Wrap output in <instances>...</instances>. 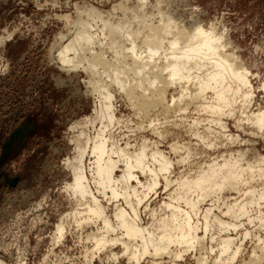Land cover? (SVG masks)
<instances>
[{"label":"bare ground","instance_id":"bare-ground-1","mask_svg":"<svg viewBox=\"0 0 264 264\" xmlns=\"http://www.w3.org/2000/svg\"><path fill=\"white\" fill-rule=\"evenodd\" d=\"M144 1L138 0L129 17L124 14L116 21L87 7L67 43H62L65 36L58 38L56 60L62 69H82L88 74L86 84L97 95L98 104L92 116L71 127L76 131L70 141L74 154L65 160L71 182L64 192L74 208L55 225L52 243L62 241L63 220H70L76 227H90L84 240L91 245L88 253L107 251L115 258L114 248L118 247L129 261L139 262L145 256L176 260L191 250L201 253L207 237L215 241L211 231L216 228L220 237L214 264L225 254L227 263L239 251L234 248L235 238L227 233L236 231L239 220L244 218L264 230V155L228 150L196 167L188 164L184 171L175 172L174 166L187 161L186 156L178 155L183 145H169L170 151L178 155L173 162L145 137L132 145L121 144L116 138L113 130L121 120L115 112L114 93H122L131 109L146 116L151 108H161L166 116L173 108L181 114L194 105L201 118L188 123V131L193 130L199 142L212 150L216 147L210 140L214 133L229 145L239 143V137L226 130L224 118L233 119L241 130L248 125L264 131V105L250 109L254 99L251 73L238 56L226 52L231 44L225 40V33L224 37L212 25L205 27L199 22L188 29L160 11L153 25L145 13ZM55 81L57 85L65 82L60 77ZM169 89L175 97L167 101ZM260 89L264 98V80ZM74 91L79 90L74 87ZM183 117L178 120L180 125L185 121ZM202 122L205 124L198 133ZM153 123L151 119L153 133L164 137L165 129ZM172 125L179 126L175 121ZM159 186L166 195L164 200L156 208L143 207ZM227 192L236 196L224 198ZM227 199L232 202L226 203ZM253 211L255 215H251ZM142 215L147 217L146 223ZM249 234L245 231L242 235L245 238ZM256 240L264 244V238L257 236ZM263 251L264 246L261 254ZM263 255L254 253L248 263L260 264ZM196 261L205 264V257L200 254Z\"/></svg>","mask_w":264,"mask_h":264},{"label":"rangeland","instance_id":"rangeland-1","mask_svg":"<svg viewBox=\"0 0 264 264\" xmlns=\"http://www.w3.org/2000/svg\"><path fill=\"white\" fill-rule=\"evenodd\" d=\"M120 1L0 0L1 264H198L196 258L200 254L205 257V264H214L216 241L220 237L216 228L211 231L215 241L211 242L207 237L201 253L198 249L191 250L176 260L167 256H145L139 262L129 261L126 255H121L118 247L114 248V252H117L115 258L107 251L88 253L91 245L84 240L90 227H76L70 220H63L65 235L62 241L55 245L52 243L55 225L74 208V203L64 192L66 184L71 182L70 173L65 167V160L74 154L70 141L76 131L71 127L92 116L98 104L97 95L86 84L88 74L82 69H62L56 60L58 38L65 36L62 43H67L75 23L87 7L96 8L115 21L122 19L124 14L129 17L130 9L136 8L138 0ZM119 2L122 6L117 4ZM144 2L145 13L150 15L153 25L158 22L160 11L165 18L174 17L176 22H181L188 29L199 22L205 27L212 25L216 32L221 31L220 34L225 33L227 37L222 35L231 44L226 47V52L231 51L238 56V60L251 73L254 99L250 109L263 107L260 86L264 80V0ZM59 77L65 81L63 85H57L55 80ZM74 87L79 91L75 92ZM114 96L115 112L121 121L113 131L120 143L129 142L132 145L145 137L155 142L164 154L174 159L173 162L178 155L186 156V162L175 164V172L184 171L188 164L196 167L221 153H228V150L234 153L237 149H244L249 150L250 156L254 153L264 155V131H255L252 126L247 125L241 130L235 127L233 119L224 118L226 130L238 136L239 143L229 145L225 138L221 139L214 133L210 140L216 147L212 150L199 142L192 134L193 130L188 131V123L200 117L194 105L181 114L173 108L174 111H169L166 116L161 108H151L146 116L131 109L130 102L122 93L115 92ZM171 96L175 97V93L169 89L166 100L169 101ZM181 116L185 121L180 125L178 120ZM151 119L155 127L165 129L164 137L158 138L153 133V126H149ZM174 121L179 126H171ZM204 124L202 122L198 133L202 132ZM172 143L184 146L177 157L169 149ZM165 196L162 186H159L156 194H150L149 201L146 200L143 207L149 205L156 208ZM235 196V193L224 194V198L232 199ZM228 201L224 202H232ZM218 205L221 207V202ZM112 206L110 203L109 210ZM251 215H255V212ZM141 218L144 223L148 221L144 215ZM239 222L235 232H227L235 238L234 248H239L238 254L227 263L225 254L217 259L218 264H249L254 253L259 256L264 254V251L261 254L264 244L256 240L257 236L264 238V230L255 223L249 224L244 218ZM245 231L250 234L244 238L242 234ZM260 264H264V259Z\"/></svg>","mask_w":264,"mask_h":264}]
</instances>
